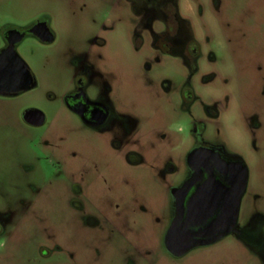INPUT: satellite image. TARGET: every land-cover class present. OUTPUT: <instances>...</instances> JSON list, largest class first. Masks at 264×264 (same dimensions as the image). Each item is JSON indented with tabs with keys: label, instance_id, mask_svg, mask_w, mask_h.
<instances>
[{
	"label": "rangeland",
	"instance_id": "rangeland-1",
	"mask_svg": "<svg viewBox=\"0 0 264 264\" xmlns=\"http://www.w3.org/2000/svg\"><path fill=\"white\" fill-rule=\"evenodd\" d=\"M40 12L53 13L57 39L22 48L37 87L0 97V264H145L146 255L158 264L251 261L231 237L179 260L161 247L197 143L245 163L239 226L264 218V0L181 6L200 44L193 75L182 57L154 46L162 23H142L113 0H0V16ZM82 53L98 73L89 92L101 87L132 126L119 151L62 104L71 61ZM31 109L44 114L42 125L25 122ZM128 151L138 165L126 162Z\"/></svg>",
	"mask_w": 264,
	"mask_h": 264
},
{
	"label": "flooded vegetation",
	"instance_id": "flooded-vegetation-1",
	"mask_svg": "<svg viewBox=\"0 0 264 264\" xmlns=\"http://www.w3.org/2000/svg\"><path fill=\"white\" fill-rule=\"evenodd\" d=\"M113 2L123 5L136 17L141 16L142 23L144 21L145 24H150L152 21L162 23L164 31L153 35L154 46L166 54L182 57L191 74L196 73L198 68L195 62L200 55V44L190 35L189 22L178 15L181 6L189 9L191 0H113ZM52 15V12H40L30 20L16 19L8 13L0 16L1 82L7 83L10 78L16 77L17 85L24 83V73L19 58L23 60L22 48L30 40L43 46L56 41L57 36L52 28ZM217 39V43H220L219 36ZM75 56L78 59L74 58L71 61L73 67L71 84L63 96L62 104L83 126L98 137L104 136L110 148L119 151L125 134L130 132L132 126L114 114L101 87L97 88L95 94L89 92L94 87L98 73L88 53ZM29 73L34 83L29 89L32 90L37 87V80L30 68ZM6 88H8L6 85L0 86V91ZM185 88L189 89V85ZM21 93L24 92L19 94ZM0 97L10 96L0 95ZM192 100L191 94L187 96V103ZM29 111H33L31 118L33 121L42 115L43 121L39 125L45 122L44 114L40 110ZM193 152L195 155L191 160L192 166L187 160L190 169L189 178L173 191L175 215L165 230L162 250L173 259L179 260L192 249L211 248L231 237L234 248L246 254L247 259L250 258L248 255H251L252 260L244 261L243 264H264V218L257 214L249 228L240 227L238 224L242 198L247 186L245 163L240 157L227 153L221 147L197 143L191 149L189 156ZM125 160L131 166L140 163L139 156L132 151L125 154ZM242 168L246 171V183L240 190L239 173ZM191 180L193 182L189 183ZM239 193L237 200L236 195ZM234 213V225L228 232L222 234L229 229ZM2 223L0 219V235H3ZM146 258L145 264H158L155 260L154 262L150 260V256L146 255Z\"/></svg>",
	"mask_w": 264,
	"mask_h": 264
},
{
	"label": "water",
	"instance_id": "water-1",
	"mask_svg": "<svg viewBox=\"0 0 264 264\" xmlns=\"http://www.w3.org/2000/svg\"><path fill=\"white\" fill-rule=\"evenodd\" d=\"M19 64H20L21 68L23 69L24 83L17 85V78L16 77L10 78L9 81H7V83L0 81V86H5V85L8 86V88H6L4 91H0V95L10 96V97L16 96L20 92H25L34 86V83L32 82V78L30 76L29 68H28L27 64L21 58H19ZM32 115H33V111H27L24 114V119L32 125H39L40 123H42V121H43L42 115L40 117H36V120H34V121L31 119ZM194 155H195V152L190 154V156L188 157V163L190 166H192L191 160L193 159ZM191 182H193V180L189 181V183H191ZM239 182H240V187H241L240 190H242L245 186V183H246V171L243 168L240 170V173H239ZM239 196H240V193L238 195H236L237 200L239 199ZM234 223H235V213H234L233 219L229 225V229H226V231H224L222 234H225V232H228L230 230V228L234 225Z\"/></svg>",
	"mask_w": 264,
	"mask_h": 264
}]
</instances>
